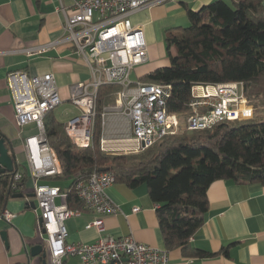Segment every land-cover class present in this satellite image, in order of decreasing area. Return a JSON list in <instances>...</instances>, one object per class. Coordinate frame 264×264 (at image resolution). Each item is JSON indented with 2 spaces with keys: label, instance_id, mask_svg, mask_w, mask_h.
Listing matches in <instances>:
<instances>
[{
  "label": "crops",
  "instance_id": "1",
  "mask_svg": "<svg viewBox=\"0 0 264 264\" xmlns=\"http://www.w3.org/2000/svg\"><path fill=\"white\" fill-rule=\"evenodd\" d=\"M215 1L170 0L134 13L131 20L144 32L149 59L132 70L137 79L133 81L131 72V81L143 82L142 78L147 74L168 66L167 32L189 26L190 10L199 11ZM262 6L264 8V0ZM73 9V0H0V133L6 137L11 153L16 156L20 173L27 174L21 192L25 191L23 194L26 195L34 193V184L59 187L66 195L57 198L56 204L67 207V188L71 181L54 179L61 173L58 159V172L42 177L36 183L31 177L27 140L36 138L38 130L35 124L23 127L17 124L8 76L16 71H24L29 77L54 74L62 100L53 110L55 117L65 124L80 114L71 102L70 88L88 82L91 72L74 44L62 41L64 12L72 15ZM120 115L116 112L107 116V124L101 125L100 146L110 154H122L123 151H112L133 146L124 140L127 124ZM35 145L33 141L31 146L37 153ZM16 194L21 193L13 194L4 209L14 216L11 222L0 217V264H43L42 253L32 256V248L36 245L42 244L48 249L40 237L38 213L31 208L33 199L14 198ZM107 194L122 213L103 217L105 234L133 236L140 243L168 250L170 264H264V185L239 184L230 180L213 182L207 191L209 209L205 223L190 238L185 249H167L157 205L151 200L146 185L130 188L115 183L108 188ZM34 202L36 204V199ZM134 208H140V211L135 213ZM72 209L79 213L65 221L68 243H95L100 233L88 225L98 215L84 208ZM3 232L7 234L6 240L1 236ZM45 260L46 264L50 261L48 251ZM79 263L78 257L64 260V264Z\"/></svg>",
  "mask_w": 264,
  "mask_h": 264
},
{
  "label": "trees",
  "instance_id": "2",
  "mask_svg": "<svg viewBox=\"0 0 264 264\" xmlns=\"http://www.w3.org/2000/svg\"><path fill=\"white\" fill-rule=\"evenodd\" d=\"M189 26L169 30V65L142 78L145 83L172 86L167 111L180 119V129L138 152L110 154L102 150L101 111L115 101L117 85L98 90L99 117L93 143L80 148L69 139L53 110L44 118L49 145L61 166L55 180H70V209L83 208L75 186L96 170L108 168L116 183L148 187L167 249L184 247L204 223L207 191L217 180L264 185V8L262 0H217L189 11ZM173 50L175 53H173ZM237 83L254 112L249 119L224 120L204 130L189 131L187 118L195 85ZM7 145V144H6ZM9 146V144L7 145ZM12 174L0 176V214L11 189ZM22 173V172H21ZM23 175V174H22ZM27 174L24 172L25 183Z\"/></svg>",
  "mask_w": 264,
  "mask_h": 264
},
{
  "label": "built area",
  "instance_id": "3",
  "mask_svg": "<svg viewBox=\"0 0 264 264\" xmlns=\"http://www.w3.org/2000/svg\"><path fill=\"white\" fill-rule=\"evenodd\" d=\"M73 14H65L62 41L72 42L77 53L90 68L91 78L71 86V102L80 114L65 123V131L73 144L80 148L92 145L99 117L98 90L105 85L120 89L112 105L101 111V125L106 117L119 113L127 124L124 140L134 144L132 152L154 145L163 137L175 134L180 128L179 118L167 111L172 86L156 83L132 82V70L149 59L144 32L133 25L131 16L144 8L170 0H73ZM172 1V0H171ZM64 11V10H63ZM42 53V52H40ZM15 116L19 126L35 124V138L39 149L35 153L28 143V162L31 177L35 180L58 172L57 158L50 147L45 127V116L61 102L54 74L29 77L24 71L8 76ZM192 113L187 118L189 131L204 130L224 120L249 119L253 108L237 83L195 85L189 102ZM114 110L111 113L107 111ZM102 148V147H101ZM114 150L113 153L123 151ZM23 175L16 172L11 189L20 191ZM116 183L112 171L96 170L87 181L75 186V193L83 208L98 215L88 225L99 233L93 244L68 243L65 221L79 213L66 205H57L56 199L66 195L61 188L34 184L35 211L43 219L39 233L47 244L50 261L47 264H64L68 257H78L79 264H170L168 250L154 248L138 242L133 236L114 237L105 234L103 217L122 213L121 208L108 196L107 190ZM136 213L140 208H134ZM0 217L11 222L13 215L6 210ZM38 219V221H39Z\"/></svg>",
  "mask_w": 264,
  "mask_h": 264
},
{
  "label": "water",
  "instance_id": "4",
  "mask_svg": "<svg viewBox=\"0 0 264 264\" xmlns=\"http://www.w3.org/2000/svg\"><path fill=\"white\" fill-rule=\"evenodd\" d=\"M7 144V139L6 137L0 133V176L5 175V174H12L15 171V168L17 166L16 162V156L11 153V149L6 145ZM101 172H106L110 171L108 168H101ZM14 198H27L28 200L33 199L31 201V208L35 209L36 204L34 202L35 194H16L13 196ZM40 226L43 224V219H39ZM2 238L4 240L7 239V234L6 232L2 233ZM42 253V258L44 259L43 264H46V257H47V252L46 249L43 247L42 244L36 245L32 248V256H36Z\"/></svg>",
  "mask_w": 264,
  "mask_h": 264
},
{
  "label": "rangeland",
  "instance_id": "5",
  "mask_svg": "<svg viewBox=\"0 0 264 264\" xmlns=\"http://www.w3.org/2000/svg\"><path fill=\"white\" fill-rule=\"evenodd\" d=\"M225 1L228 2L229 4H231V1H232V0H225ZM166 57H167V52H166ZM166 57H165V58H166ZM132 79H133V81H134L135 79H137V76H136L135 71L132 72ZM113 111H114V110L109 109L107 112H108V113H111V112H113ZM131 145H134V144H131ZM123 148H125L124 151H127V152H132V151H134V149H132L131 146H126V147H123ZM116 150H120V149H116ZM34 199H35V198H34Z\"/></svg>",
  "mask_w": 264,
  "mask_h": 264
},
{
  "label": "bare ground",
  "instance_id": "6",
  "mask_svg": "<svg viewBox=\"0 0 264 264\" xmlns=\"http://www.w3.org/2000/svg\"><path fill=\"white\" fill-rule=\"evenodd\" d=\"M33 141H35V143H36L35 147H37V148H35V150H36V149H37V151L40 150V149H39V146H38V144H37V141H36L35 138H33V139L30 141V146H31V144H32ZM33 147H34V146H33Z\"/></svg>",
  "mask_w": 264,
  "mask_h": 264
}]
</instances>
